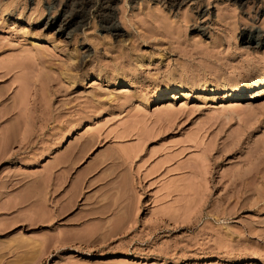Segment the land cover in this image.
Returning <instances> with one entry per match:
<instances>
[{
    "label": "rangeland",
    "instance_id": "1",
    "mask_svg": "<svg viewBox=\"0 0 264 264\" xmlns=\"http://www.w3.org/2000/svg\"><path fill=\"white\" fill-rule=\"evenodd\" d=\"M85 1L0 0V264H264V0Z\"/></svg>",
    "mask_w": 264,
    "mask_h": 264
},
{
    "label": "bare ground",
    "instance_id": "2",
    "mask_svg": "<svg viewBox=\"0 0 264 264\" xmlns=\"http://www.w3.org/2000/svg\"><path fill=\"white\" fill-rule=\"evenodd\" d=\"M178 1H181V0H173V2L175 3V2H178ZM241 1V0H240ZM112 2H113V0H100V7L97 9V11H96V14H97V16H100V17H103L104 15H106L107 14V12L109 11V9L111 8V5H112ZM82 5V4H81ZM88 5H89V1H85V4H84V6H82L81 7V10L82 11H84L85 9H86V7H88ZM64 15V14H63ZM63 17L64 16H61V17H58V19H56V20H54L53 21V23L51 24V26H54V25H56V24H58V28H61V29H64L65 28V26H67V25H69V23H66V21H64L63 20ZM48 23H49V18L48 19H46L45 20V22H44V24L45 25H48ZM57 26V25H56ZM244 33V32H243ZM249 33V32H248ZM247 37H249V39H252L253 38V34H248V36ZM255 39H256V41H258V35H255ZM138 66L139 67H142L143 65H144V63L146 62V59H143V58H139L138 59ZM149 62V61H148ZM119 74H115L114 75V78H113V81H116L117 83H119V82H121L120 80H119ZM263 78H264V74L263 73H260L259 74V79H257V80H263ZM87 80V78H85V79H83V85L85 84L84 82ZM256 80V81H257ZM255 81V80H254ZM258 82V81H257ZM86 85V84H85ZM200 87V86H199ZM179 88H178V83L177 82H171V85L170 86H168V87H166V88H163L162 90H160L159 91V96H154L153 98H151L152 100V102H151V104H156V103H158V102H161L163 99H165L166 97H165V95H167V94H171L173 91H176V90H178ZM201 89V88H200ZM202 89H203V87H202ZM179 91V90H178ZM217 90H214V89H211L210 90V92L211 93H215ZM246 91V89L245 88H242L239 92H236V93H233V94H231V96H230V98H231V100L232 101H237V100H240V99H242V98H244V97H246V95H245V92ZM22 93L19 95V97H18V99L20 98L21 100H19V102H20V105H21V103H22V105L24 104L23 102L25 101H23V98H22ZM184 96H185V94H184V92L183 91H181V92H179L178 94H177V99H179V98H184ZM164 97V98H163ZM17 99V100H18ZM18 102V103H19ZM24 106H26V105H24ZM23 110H24V107H23ZM23 110H19V119L21 120L20 122H14V124H15V126H14V124H13V126L14 127H12V128H9L8 129V131H6V133L4 134V138H5V140H7V141H9V137H10V140H11V135L13 134V133H15L14 132V130L16 129L17 130V125L19 126V128L21 127V126H23L24 125V122H26L25 120H27V119H25L26 118V116H25V118H23V116L24 115H26V113H25V111H23ZM24 112V113H23ZM21 113V114H20ZM24 115H23V114ZM20 115H23L22 117L20 116ZM22 119H25L23 122H22ZM22 122V123H21ZM27 123V122H26ZM26 123H25V125H26ZM27 126V125H26ZM28 127V126H27ZM15 128V129H14ZM26 129V128H25ZM75 129L77 130L78 129V127H75ZM15 130V131H16ZM12 132V133H11ZM26 132H28V131H26ZM6 141V143L8 144L9 142H7ZM63 141H64V137H61L60 138V140H59V142H58V144H57V146H56V149H59V148H61V145L63 144ZM3 142H4V139H3ZM5 143V144H6ZM2 144V143H1ZM5 145V146H7L8 147V145ZM2 147H4L3 145H2ZM3 149V148H2ZM3 150H5V149H3ZM46 156L47 155H49V151L45 154ZM42 158H40V160H41ZM57 164L58 165H61V167H62V165L64 164V162H62V161H60V162H57ZM71 164V163H70ZM57 165V166H58ZM72 165V164H71ZM69 166L70 165H68V168H69ZM60 167V166H59ZM64 167V166H63ZM68 168L67 167H65V169L68 171ZM19 204V203H18ZM17 205V204H16Z\"/></svg>",
    "mask_w": 264,
    "mask_h": 264
}]
</instances>
